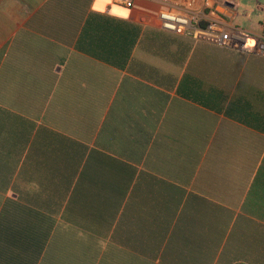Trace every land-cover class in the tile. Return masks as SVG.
Masks as SVG:
<instances>
[{
    "label": "crops",
    "instance_id": "1",
    "mask_svg": "<svg viewBox=\"0 0 264 264\" xmlns=\"http://www.w3.org/2000/svg\"><path fill=\"white\" fill-rule=\"evenodd\" d=\"M233 1L235 24L264 43V0ZM160 8L157 0H0V175L12 176L0 187V264L31 261L23 225L36 207L16 192L56 190L49 176L72 158V144L88 147L87 160L104 124L115 122L125 130L118 140L137 143L149 131L150 145L140 163H130L133 210L102 238L103 250L111 243L157 255L156 264L165 253L204 256L203 264L209 256L211 264H264V48L198 45L162 30ZM152 32L193 44L184 65L143 49ZM192 106L211 122L192 117ZM198 132L206 143L190 176L165 177L162 171L180 169ZM147 218L157 233L172 222L153 246L137 227Z\"/></svg>",
    "mask_w": 264,
    "mask_h": 264
},
{
    "label": "trees",
    "instance_id": "2",
    "mask_svg": "<svg viewBox=\"0 0 264 264\" xmlns=\"http://www.w3.org/2000/svg\"><path fill=\"white\" fill-rule=\"evenodd\" d=\"M112 24L117 26L118 23ZM123 26L124 23H119ZM128 28V27H127ZM143 38L142 47L149 53L158 56L175 65L182 66L187 61L193 49V44L176 36L163 32H152ZM136 39L138 33L135 34ZM133 42L128 43L127 57L130 55ZM121 66L120 63H113ZM154 69V68H153ZM133 71V70H132ZM193 100L203 102L199 95L193 94ZM213 107V106H212ZM195 107H191L192 117L202 118L203 113H196ZM197 110H201L196 108ZM202 111V110H201ZM206 122H211V114H203ZM133 124V122H131ZM125 130L118 122L109 127L108 123L102 127L96 141L97 149L84 160L88 147L74 143L72 158L64 160L61 173L55 179L56 190L34 193H18L20 198L28 199L36 208H31L26 215L29 216V224L23 225L24 241L30 257L28 264H156L154 258L138 255L120 249L109 243L103 250L102 238L107 237L113 226L117 223L116 232L120 229L122 219L129 210H133V193L130 195L131 185L135 177L134 166L130 163H140L148 146L150 145V133L147 131L145 140L139 142L120 141ZM132 135L134 128L132 127ZM198 139L192 141L184 150L180 169L171 172L162 171L165 177L183 181L190 176L194 162L199 157L198 150L205 146V137L198 132ZM114 137V141L112 138ZM112 151L121 158L110 156L105 152ZM174 164V162H173ZM171 164V165H173ZM12 176L0 175V187L6 189L11 183ZM73 189V190H71ZM158 211V210H157ZM62 221L57 222L56 218ZM159 222H169L167 214H156ZM144 220V219H142ZM146 224L138 225L149 238L151 245L158 237H166L170 224L163 225L166 230L157 233L152 230L153 224L147 218ZM168 228V229H167ZM16 229V232H19ZM158 237H156V236ZM138 251H145V241L131 240ZM138 243V244H136ZM206 257V256H205ZM168 258L172 260H168ZM204 256L187 254H163L159 264H203ZM211 264L212 257L207 259Z\"/></svg>",
    "mask_w": 264,
    "mask_h": 264
},
{
    "label": "built area",
    "instance_id": "3",
    "mask_svg": "<svg viewBox=\"0 0 264 264\" xmlns=\"http://www.w3.org/2000/svg\"><path fill=\"white\" fill-rule=\"evenodd\" d=\"M119 1L131 6L134 0ZM157 1L161 5L158 12L159 26L164 31L248 52L264 48L262 39H254L250 32L234 24L233 17L239 9L237 1Z\"/></svg>",
    "mask_w": 264,
    "mask_h": 264
},
{
    "label": "rangeland",
    "instance_id": "4",
    "mask_svg": "<svg viewBox=\"0 0 264 264\" xmlns=\"http://www.w3.org/2000/svg\"><path fill=\"white\" fill-rule=\"evenodd\" d=\"M221 10H222V8H221ZM223 11H224V9H223ZM238 15V13L233 17V22H234V24H235V19H236V16ZM236 25V24H235ZM240 27V26H239ZM241 28H243V27H241ZM243 29H245V28H243ZM246 30V29H245ZM248 31V30H247ZM249 32V31H248ZM184 37H186V38H190V39H192V40H194L195 42H196V44H207V43H202V42H208V41H205V40H200V39H195V38H193V37H188V36H184ZM210 43V42H209ZM211 44H214V43H211ZM214 45H217V44H214ZM217 46H219V45H217ZM220 47H225V46H220ZM228 48H230V47H228Z\"/></svg>",
    "mask_w": 264,
    "mask_h": 264
},
{
    "label": "snow or ice",
    "instance_id": "5",
    "mask_svg": "<svg viewBox=\"0 0 264 264\" xmlns=\"http://www.w3.org/2000/svg\"><path fill=\"white\" fill-rule=\"evenodd\" d=\"M101 10H103V9H101Z\"/></svg>",
    "mask_w": 264,
    "mask_h": 264
},
{
    "label": "clouds",
    "instance_id": "6",
    "mask_svg": "<svg viewBox=\"0 0 264 264\" xmlns=\"http://www.w3.org/2000/svg\"><path fill=\"white\" fill-rule=\"evenodd\" d=\"M95 7V6H94Z\"/></svg>",
    "mask_w": 264,
    "mask_h": 264
}]
</instances>
